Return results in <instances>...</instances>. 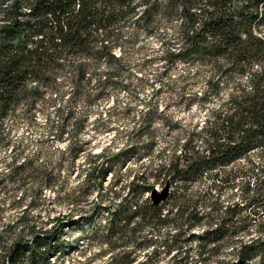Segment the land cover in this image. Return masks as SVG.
I'll return each instance as SVG.
<instances>
[{"label":"rangeland","instance_id":"1","mask_svg":"<svg viewBox=\"0 0 264 264\" xmlns=\"http://www.w3.org/2000/svg\"><path fill=\"white\" fill-rule=\"evenodd\" d=\"M136 19L125 23L121 15L91 43L108 44L115 60L91 59L84 78L70 76L64 63L37 100L5 108L0 264L12 241L51 227L63 243L51 264H217L256 235L246 162L174 185L166 225L143 226L133 217L122 229L118 205L125 200L134 211L151 199L142 177L163 190L159 166L199 138L227 97L203 99L204 72L188 80L187 67L169 56L175 21L157 17L138 27Z\"/></svg>","mask_w":264,"mask_h":264},{"label":"trees","instance_id":"2","mask_svg":"<svg viewBox=\"0 0 264 264\" xmlns=\"http://www.w3.org/2000/svg\"><path fill=\"white\" fill-rule=\"evenodd\" d=\"M141 5L145 7L138 14ZM121 15L125 23L137 17L138 27L157 17L175 21L169 56L187 67L188 80L194 72H204L203 99L226 94L199 138L187 139L157 173L172 188L209 173L220 176L246 162L251 173L249 192H253L248 219L256 235L233 248L232 260L217 264H253L263 259L264 0H0V122L9 114L6 107L24 98L37 100L51 86V79L64 73V63L70 76L84 78L91 59L115 60L108 44L96 49L91 43ZM141 179L153 192L147 179ZM126 204L123 200L118 205L126 221L122 229L133 217L143 226L168 223V202L155 206L148 197L134 211ZM115 210L113 217L119 214ZM57 235L51 227L33 232L27 240L17 238L5 252V264H51L63 249Z\"/></svg>","mask_w":264,"mask_h":264},{"label":"water","instance_id":"3","mask_svg":"<svg viewBox=\"0 0 264 264\" xmlns=\"http://www.w3.org/2000/svg\"><path fill=\"white\" fill-rule=\"evenodd\" d=\"M170 193L171 186L170 184H167L166 187L161 191L155 189L151 194V200L155 206H160L168 200Z\"/></svg>","mask_w":264,"mask_h":264}]
</instances>
